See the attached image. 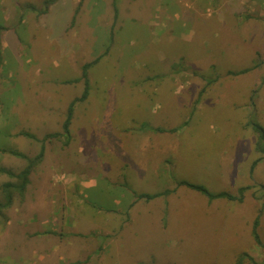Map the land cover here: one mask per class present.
Instances as JSON below:
<instances>
[{"label": "rangeland", "instance_id": "1", "mask_svg": "<svg viewBox=\"0 0 264 264\" xmlns=\"http://www.w3.org/2000/svg\"><path fill=\"white\" fill-rule=\"evenodd\" d=\"M44 1L0 0V168L44 148L0 264H264V0Z\"/></svg>", "mask_w": 264, "mask_h": 264}, {"label": "trees", "instance_id": "2", "mask_svg": "<svg viewBox=\"0 0 264 264\" xmlns=\"http://www.w3.org/2000/svg\"><path fill=\"white\" fill-rule=\"evenodd\" d=\"M57 0H45L44 1V7L43 9H40V11H47L48 8L51 6V4L55 3ZM98 61V59L92 61V62H88L86 64L83 65V73H82V78L85 79L86 82V91L84 92L83 96L79 97V98H75L69 105L68 107V113H67V117L64 123V129L66 132L69 131V127H70V123H71V119L73 117L74 114V108H75V104L77 101H79L80 99H83L87 94H88V88H89V81H88V70L89 67L93 64L96 63ZM253 126L255 127V131L258 133V141H257V148L260 150H264V146H263V141H264V127L261 124L258 123H254ZM27 135L34 137L33 134L31 133H26ZM60 132H56V133H52L51 136H59ZM10 152L12 154H15L16 156L22 157L24 159L27 160V164L26 166L20 170L19 172H14L11 169H7L5 167H1L0 170L3 172H6L8 175H10L11 177L16 178V181H7L5 183H3L2 187H3V193L5 194V199L7 201L5 202H0V210L5 207L10 205L13 195L14 193H19V194H23L25 189H26V185L29 182V176L31 174V172L33 171L34 167L42 160L43 155H44V148L40 151V153H38L35 157H31L28 156L27 154L21 152V151H17V150H10ZM255 161L253 163V166L256 164ZM180 184H187L190 187L196 188L204 193H206L209 198L215 199V198H227V199H232V200H239L242 201L244 198V193L247 189L250 188V186H242L238 189V193H231L229 191H221L219 193H212L210 192L206 187H204L203 185H198V184H194L188 181H181ZM169 191V190H167ZM140 196H147L148 198H151L154 195H146V194H141ZM263 209V208H262ZM258 223H259V217L256 218V220L253 223V229H252V233L254 236V239L256 241L257 244L259 245H264L260 234L258 232ZM247 257L249 258L251 261L254 262L253 257L247 253L244 252L240 255L237 264H242L244 258ZM70 264H76V263H70Z\"/></svg>", "mask_w": 264, "mask_h": 264}, {"label": "crops", "instance_id": "3", "mask_svg": "<svg viewBox=\"0 0 264 264\" xmlns=\"http://www.w3.org/2000/svg\"><path fill=\"white\" fill-rule=\"evenodd\" d=\"M49 8H50V7H49ZM257 141H258V140H256V143H257ZM256 148H257V146H256ZM263 153H264V152H263ZM259 160H260V159H257L256 161H259ZM254 162H255V161H254ZM256 164H257V162H256ZM256 164L253 166V168L256 166ZM243 186H244V185H243ZM245 186H250V185H245ZM240 187H242V186H239V188H240ZM250 187H251V186H250ZM239 188H238V189H239ZM238 189H237V191L234 192V193H238ZM247 190H248V189H247ZM226 191H227V190H226ZM243 199H244V198H243ZM229 200H232V199H229ZM233 201H238V202H240L239 200H233ZM252 229H253V225H252ZM252 235H253V233H252ZM253 238H254V236H253ZM254 240H255V239H254ZM255 242H256V241H255ZM243 253H244V252H243ZM247 253H248V252H247ZM78 262H79V261H78ZM78 262H77V263H78ZM75 263H76V262H75ZM69 264H70V263H69Z\"/></svg>", "mask_w": 264, "mask_h": 264}]
</instances>
